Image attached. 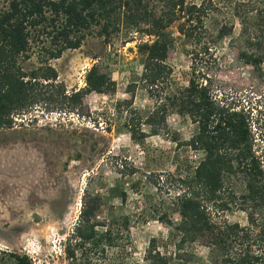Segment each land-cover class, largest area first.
Segmentation results:
<instances>
[{
    "label": "rangeland",
    "instance_id": "rangeland-1",
    "mask_svg": "<svg viewBox=\"0 0 264 264\" xmlns=\"http://www.w3.org/2000/svg\"><path fill=\"white\" fill-rule=\"evenodd\" d=\"M211 1L206 31L198 41L181 35L178 22L171 27V87L186 86L189 77L206 80L220 103L242 109L250 123L252 151L264 172V60L253 66L241 55L264 49V0ZM223 27L230 31L219 36ZM147 39L141 34L128 42L124 37L109 42L90 37L63 51L50 64L67 90L84 87L85 72L94 63L114 80V90L85 95L82 108L73 113L49 111L37 103L14 114L11 126L0 127V264H14V252L26 254L32 264H148L153 238L170 264H223L230 247L197 241L177 252L166 241L170 228L165 215L179 220L178 175L190 172L203 153L187 145L196 125L185 117L170 113L157 132L143 123L153 101L139 81L142 57L136 43ZM127 100L131 116L122 104ZM244 182L238 173L225 178L230 210L212 214L217 223L248 225L249 208L241 198ZM93 199L99 202L94 220L101 224L100 232L108 225L111 237V222L117 225L124 218L128 228H113L116 246L86 244L70 257L65 246L73 239L83 202ZM254 217L258 224L264 222V208L257 207Z\"/></svg>",
    "mask_w": 264,
    "mask_h": 264
},
{
    "label": "trees",
    "instance_id": "trees-1",
    "mask_svg": "<svg viewBox=\"0 0 264 264\" xmlns=\"http://www.w3.org/2000/svg\"><path fill=\"white\" fill-rule=\"evenodd\" d=\"M211 0H0V127L11 126L14 114L26 112L37 103L49 111L73 113L83 106L85 95L111 92L115 82L94 63L84 75V87L67 90L59 82L50 64L67 49L78 48L87 38L98 37L109 42L115 37L133 41L135 35L147 36L136 43L142 57L139 81L153 101L144 115L152 132L166 125L167 116L175 113L196 125L187 145L203 156L190 172L178 175L180 192L175 198L177 223L165 221L170 228L167 243L177 250L185 244L204 242L211 248L230 247L223 264H264V222L257 223L254 213L264 208V172L252 151L253 136L247 114L226 103H220L207 82L189 77L187 85L172 89V67L168 53L173 44L171 27L192 42L206 31L204 18ZM225 27L219 36L229 33ZM247 64L258 66L264 60V49L252 48L241 53ZM136 83H131L134 86ZM133 93L134 88L129 89ZM132 114L131 102L122 103ZM130 124V123H129ZM140 124V123H139ZM132 136L134 130L132 125ZM140 126V125H139ZM238 173L244 178L241 195L248 210L247 226L239 223H217L212 214L230 210L224 198V181ZM99 202L84 201L79 222L69 239L68 256L86 244L94 248L102 242L116 246L113 228H128V219L103 232L97 227L95 209ZM70 246L73 248L70 250ZM14 264H32L26 254L11 253ZM148 264H170L153 238L146 252Z\"/></svg>",
    "mask_w": 264,
    "mask_h": 264
}]
</instances>
